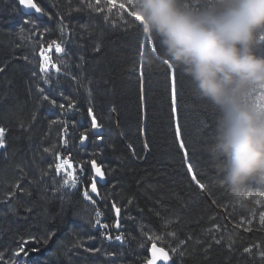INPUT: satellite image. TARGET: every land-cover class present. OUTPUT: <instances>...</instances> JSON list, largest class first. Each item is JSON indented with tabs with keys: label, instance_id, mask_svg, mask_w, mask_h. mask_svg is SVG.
<instances>
[{
	"label": "trees",
	"instance_id": "16d2710c",
	"mask_svg": "<svg viewBox=\"0 0 264 264\" xmlns=\"http://www.w3.org/2000/svg\"><path fill=\"white\" fill-rule=\"evenodd\" d=\"M35 2L54 17L50 20L44 16L39 20L40 28L48 30L45 47L61 36L58 13L63 14L65 24L71 29L70 41L67 33L64 35L66 53L57 54L53 47L46 54L52 63L67 72L78 78L86 77L85 84L91 81L95 112L103 125L104 139L102 146H97L90 134L86 150L90 154L86 159L82 158L79 136L82 131L90 132L85 89L71 76L61 74L56 79L57 74L52 70L53 79L43 85L46 92L65 104L70 101L64 97H69L78 107L74 111H65L61 117L59 107L41 102L37 92V85L43 83L38 79L39 45L33 52L23 37L26 31L22 29L28 27L23 24L24 15L15 11L19 7L17 0H0V67L4 68L0 72V126L9 130L8 147L0 150V194L18 179L24 187L20 200L13 202L15 211L0 203V245L10 248L18 241V234L31 233L38 236L39 242L29 244L28 248L39 251L23 257V264H81L80 260L67 255L65 246L82 239L83 224L88 222L89 215L94 216L91 211L94 206L85 208L88 202L82 196L85 185L90 183V164L85 166L87 175L78 177V187L64 188L61 187L63 171L57 176L53 154L43 151L60 138V124H52V121L63 119L69 129V145L58 150L64 156L71 153L69 159L75 171L79 172L75 166L81 161L95 158L107 173L108 183L100 188L103 198L98 206L101 219L109 228L97 229L89 223L87 227L106 253L123 256L122 264H146L152 243L147 238L148 229H160V234H164L162 218L153 211L158 209L163 217L176 221L173 230L178 233L177 237L166 236L164 240L156 241L170 255L171 248L180 238L194 235L187 245L185 257L183 260L175 258V264H264L259 248H253L251 255L243 252L246 246L264 245V235L250 236L231 225L225 219L227 215L217 211L188 173L176 137L177 123L188 150V160L198 178L206 185L215 180L201 137L195 82L184 71L183 65L171 61L165 49L159 50L157 56L166 64L144 68L141 76L145 28L118 7L123 3L134 16L142 19L140 0H113L111 5L109 0ZM14 15L19 23L12 22ZM251 51L257 58L264 59V29L254 33ZM169 68L177 73L175 113ZM239 102L242 107L254 108L264 114V82L246 86ZM21 122L31 131L21 132ZM21 168L24 170L22 175L19 173ZM42 172L50 174L42 177ZM251 186L254 191H264V180L253 182ZM113 198L121 206L125 230L120 233L125 236L124 243L110 241L102 235L108 232L114 238L118 234L112 226ZM130 198L132 205L128 204ZM29 208L31 212L27 211ZM142 224L146 226L144 235L141 234ZM215 224L219 228H213V232L222 237L224 243L212 247L210 259L202 258L196 240L208 239V229ZM49 233L55 235L46 242ZM229 247L235 251H228Z\"/></svg>",
	"mask_w": 264,
	"mask_h": 264
},
{
	"label": "clouds",
	"instance_id": "9594fccd",
	"mask_svg": "<svg viewBox=\"0 0 264 264\" xmlns=\"http://www.w3.org/2000/svg\"><path fill=\"white\" fill-rule=\"evenodd\" d=\"M139 14L200 95L221 110L216 147L227 160L224 180L238 192L264 174V114L239 102L246 86L264 82V59L251 51L254 33L264 29V0H222L219 9L198 14L178 0H140Z\"/></svg>",
	"mask_w": 264,
	"mask_h": 264
},
{
	"label": "snow or ice",
	"instance_id": "6c2138e0",
	"mask_svg": "<svg viewBox=\"0 0 264 264\" xmlns=\"http://www.w3.org/2000/svg\"><path fill=\"white\" fill-rule=\"evenodd\" d=\"M83 3V0H81ZM113 0H109V4L111 5ZM19 7L15 9L16 12H24V18H23V24L29 25V29H22V31H29L30 36L38 37L39 38V50L38 54L40 56L39 61V73L38 79L42 80V84L37 85V92L40 93L39 99L41 102H48L52 105L53 108L59 107L61 109V117H63L65 111H74L77 109L78 105L75 101L71 100L69 97H64V99H68L70 102L68 104L58 102L54 97H52L50 94L46 92V89L43 85H47L51 82L53 79L51 75V71L55 70L57 76L56 79H59V76L61 74L65 76H71L72 79L78 83L82 88L85 89V98L88 103L87 107V116L90 119V132L89 130L82 131L79 136V144L84 145L86 141L89 140V136L91 134L92 137L95 138V141L97 142V146L101 144L104 137L101 134V129L103 125L99 122L98 117L95 112L94 107V91L91 87V81H88L86 84L84 81L87 79L86 77L78 78L74 73H69L67 70L62 69V67L56 63H52L50 61L49 56L46 54L48 52H51L53 47L55 48V52L57 54L66 53V42L64 39L65 33H67V39L70 41L72 39L71 35V29L67 24L64 22V16L62 13H58L59 15V24H60V31L61 36L58 39H52L50 43L47 44V47L44 45V38L47 34V29L45 28L43 32H40V21L38 18L32 19L29 18L32 16V13L38 14V17L47 16L48 19H53L54 17L47 12L45 9L40 7L35 0H18ZM119 8L124 9L128 12L129 16H132L135 19L134 14L129 10L125 4L120 3L118 5ZM107 20V17H105ZM31 43H35V41H30ZM33 51L35 52V47L33 48ZM96 51H99L97 48ZM27 59V57H25ZM35 62V61H33ZM144 64L141 65V76H143V70H144ZM4 68L0 67V72H3ZM36 75V73H34ZM168 77L170 82V88H171V95H172V102H173V112L175 113L176 108V92H177V73L175 70L169 68L168 70ZM33 120H35V116H33ZM52 124H60V128L58 129V132L60 133V138L57 141L56 144L52 145L51 147H45L43 151L45 153H51L53 154L55 158L54 168L55 173L57 176L61 174L63 171L64 178L63 183L61 187L64 188H76L78 187V177H80L81 174L87 175L86 165L90 164L91 166V177H90V183H87L85 185V189L82 192L83 200L88 202L85 205V208H88L89 205L94 206L91 211H94V216L89 215L88 217V223L97 229H108L109 225L104 223L101 219L102 212L99 210L98 206V199L97 197H100V193L98 191V184L100 181H104L106 178L107 173L103 170V166L98 163V161L95 158H91L86 161H81L78 165L75 167L79 168V172L75 171L74 165L70 162L69 157L71 156V153H68L67 156L62 155V152L58 149H66L69 145V129L67 122L63 119L59 121H52ZM20 130L21 132L31 131V128H25L24 123L21 122L20 124ZM8 129L4 126H0V150H6L8 147L7 144V134ZM176 137L177 141L179 143V147L181 151L184 154L185 162L187 166L188 173L191 175V179L193 183L196 185V187L201 191H208V186L201 182V180L198 178L196 172L194 171L193 165L188 160V150L184 143L182 133L179 127V124L177 123L176 126ZM147 144H145V148H147ZM50 168L52 165L49 166ZM23 168L19 169V173L22 175ZM48 172H42L41 176L49 175ZM99 178V179H97ZM219 179V178H217ZM115 187V186H113ZM59 191V189H57ZM24 192V187L22 180H16L14 183H12L8 188L4 190L2 194H0V203L5 205L6 207L10 208L11 210L15 211L13 207L14 201L20 200V194ZM255 195L258 197L256 200L257 204L264 205V191L257 190ZM252 195L247 194L245 196V199H249ZM103 198V197H101ZM159 203H163L160 201ZM128 204H133V199H128ZM219 206V202H217ZM112 210L114 211L117 219L112 225L116 229L121 228V206H118V204L115 202V199L113 198V203L111 205ZM28 212H31L32 210L29 208L27 209ZM153 211L156 212L157 216H160L162 218V224L161 228L164 230V234H160V229H148V240L152 241L150 248L148 249L149 257L146 260V264H157V261H164V264H175V258H180L183 260V258L186 255L187 252V245L189 242L193 241L194 235H189L185 238H180L179 243L171 248V255L169 251L165 250L163 247H159L156 243V241H162L165 239L166 236L168 237H177L178 233L173 230V226L176 223V221L169 220L166 217H163L162 213L158 209H153ZM215 219V218H213ZM243 223V221H241ZM253 221L248 220V224L252 225ZM259 223L261 228H264V210H261L259 212ZM213 228H219L218 224L212 225L208 229L209 238L204 239L203 241L196 240V244L198 245V248L202 250V258L210 259V252L212 247L215 246H222L224 241L222 237H217L215 233L213 232ZM145 225H141V234H145ZM247 231H252L253 229L249 227L246 229ZM55 233H49V235L46 237V242L51 241ZM102 235L105 237V239L108 240H115L116 242L124 243L125 242V236L121 233H118L114 236L108 233L104 232ZM19 239L12 247H5L3 245H0V264H23V261L19 258L27 257L30 255L31 252L39 251L38 248H28L29 244L38 243L39 238L37 235H33L29 233L28 235H20L18 234ZM231 239V237H229ZM143 246V242L142 245ZM74 248L82 247V244L79 240L76 241L75 244H73ZM253 248H259V255L262 260H264V245H253V246H246L243 249L244 253L252 254ZM85 251H94V252H100V249H89L85 248ZM228 251H235V249L229 247ZM107 256L113 257L114 253H106ZM107 264H115L113 259H109Z\"/></svg>",
	"mask_w": 264,
	"mask_h": 264
},
{
	"label": "rangeland",
	"instance_id": "374dc122",
	"mask_svg": "<svg viewBox=\"0 0 264 264\" xmlns=\"http://www.w3.org/2000/svg\"><path fill=\"white\" fill-rule=\"evenodd\" d=\"M221 5L222 0H178V7L193 14H198L204 11H215L219 9ZM12 17L13 16H11V18ZM132 19L134 18L132 17ZM134 20L141 22L145 28L140 70L142 64H144V68H153L165 65L166 63L157 56V52L159 50L165 49L160 43V38L157 37L154 32L151 34L149 33L147 25L140 17L135 16ZM12 22L19 23L17 15H14ZM26 26L28 29L30 28L29 25ZM39 30L40 32H43L41 28ZM23 37L26 39V42H29L30 50L33 51V48L35 47L36 49L39 45V38L30 36L29 31H26L25 36ZM45 39L46 37L44 40ZM30 41H35V43L33 44ZM198 107L201 117V137L203 140L205 153L211 168L215 173V180L207 184L209 190L204 191V194L218 212L222 211L227 215V217H224L231 225L239 228L250 236H255L258 234L264 235V228H261L259 223V212L264 210V205L256 203L258 197L255 195L256 191H254L251 186L253 182L264 180V174L258 173L257 175L250 178L243 186H241L238 192L232 191V189L224 180V175L227 169V160L219 153L216 147L219 138V126L222 119V112L212 102L203 98L199 91ZM88 154L90 153L86 150H81L83 159H86ZM247 194L252 196L249 199H245ZM217 202H219V206ZM248 220L253 221L252 225L248 224ZM241 221H243V223ZM83 225H85V228L83 227L82 233L80 235L82 239L79 240L82 244V247L74 248L73 244H75L77 241L74 240L70 246H65L67 249V255L69 257L72 256L74 259L80 260L81 264H107L109 256L106 255L105 249L98 242L97 238L92 237L93 234H91L87 228L88 222H85ZM121 227L124 228L123 223ZM249 227H251L253 230L247 231L246 229ZM85 248L100 249L101 251H85ZM119 257L117 254L110 259H113L115 264H122L124 257L121 255H119ZM19 259L24 261L23 256Z\"/></svg>",
	"mask_w": 264,
	"mask_h": 264
},
{
	"label": "water",
	"instance_id": "95a60500",
	"mask_svg": "<svg viewBox=\"0 0 264 264\" xmlns=\"http://www.w3.org/2000/svg\"><path fill=\"white\" fill-rule=\"evenodd\" d=\"M17 2H18V0H17ZM23 15H25V13L24 12H21ZM32 16H34L35 18H38L39 20H42V19H44V16L43 17H38V14H36V13H32ZM89 122H90V119H89ZM101 134L103 135V129H101ZM92 138H94V137H92ZM97 143V142H96ZM102 143H103V141L101 142V144L99 145L100 147L102 146ZM89 144H90V138H89V140L88 141H86L85 142V144L82 146V145H80L79 143H78V148L80 149V150H87V148L89 147ZM90 170H91V166H90ZM97 179H99V178H97ZM107 183H108V179H107V177L105 178V180L104 181H100V183L98 184V191H99V193H100V188H103V187H105L106 185H107ZM97 199H98V203H100L101 202V196L100 197H97ZM114 212V211H113ZM116 219H117V217H116V215H115V213H114V223H115V221H116ZM120 222H121V225H122V223H123V220H122V215H121V217H120ZM124 230V228L123 227H121L119 230L118 229H116L115 227H114V232L115 233H119V232H121V231H123ZM150 248V247H149ZM148 258H150L149 257V252H148ZM157 264H164V261H157Z\"/></svg>",
	"mask_w": 264,
	"mask_h": 264
}]
</instances>
